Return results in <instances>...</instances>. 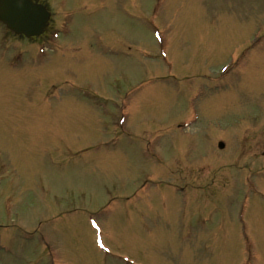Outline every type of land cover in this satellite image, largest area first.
<instances>
[{
    "label": "rangeland",
    "instance_id": "1",
    "mask_svg": "<svg viewBox=\"0 0 264 264\" xmlns=\"http://www.w3.org/2000/svg\"><path fill=\"white\" fill-rule=\"evenodd\" d=\"M40 1L0 24V264H264V0Z\"/></svg>",
    "mask_w": 264,
    "mask_h": 264
},
{
    "label": "water",
    "instance_id": "2",
    "mask_svg": "<svg viewBox=\"0 0 264 264\" xmlns=\"http://www.w3.org/2000/svg\"><path fill=\"white\" fill-rule=\"evenodd\" d=\"M49 18L46 8L32 0H0V21L18 35L27 38L41 35Z\"/></svg>",
    "mask_w": 264,
    "mask_h": 264
}]
</instances>
